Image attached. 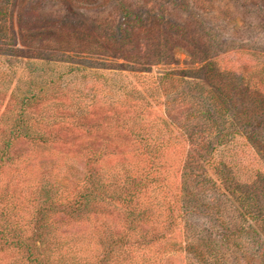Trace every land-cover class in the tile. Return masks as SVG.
<instances>
[{
	"label": "rangeland",
	"instance_id": "rangeland-1",
	"mask_svg": "<svg viewBox=\"0 0 264 264\" xmlns=\"http://www.w3.org/2000/svg\"><path fill=\"white\" fill-rule=\"evenodd\" d=\"M239 76L264 100V0H0V152L46 140L0 170V264H264V102L203 113Z\"/></svg>",
	"mask_w": 264,
	"mask_h": 264
},
{
	"label": "trees",
	"instance_id": "trees-1",
	"mask_svg": "<svg viewBox=\"0 0 264 264\" xmlns=\"http://www.w3.org/2000/svg\"><path fill=\"white\" fill-rule=\"evenodd\" d=\"M130 14L137 16L136 14H134V12L129 13L127 11L124 12L123 16L128 17L127 15H130ZM217 76L220 78V81H221V79L223 77L220 76L218 73H217ZM233 80L234 81H228V83L227 82L224 83V84H226L225 87L219 88L218 92L213 95L211 106L208 104H205L203 106V109H204L203 113L205 115H207L208 119H210L214 122L219 121L220 124L224 125V127L227 128V130L239 128V123H238L237 118L235 116L236 114L233 113V111H232V107H234V106L236 107V105H238L239 103H240L239 105H242V107H243V105H246L248 103L253 104V103H256L257 101L264 102L262 97L259 98L260 96L258 95L259 94L258 91L257 92L254 91L256 89L255 88L257 85L256 83H252L250 80L245 79V77H243V76H239ZM227 90L230 91V94L228 93ZM34 97H35L34 94H32L30 98H34ZM24 99H26V98H24ZM25 106H22V108H24ZM27 131H28V128L24 125V121L21 120V118H18L16 120L14 127H13L14 136L12 137V140H9L8 142H6V144L3 148V151L0 152V170L3 169V167L5 165V161L7 162L10 159L9 149L11 148L13 141L20 139V138L32 140V141H39V142H45L46 141L41 136L30 137ZM245 139H247V138H245ZM256 139L255 138L254 139L248 138V140H250L252 143H255L253 141H255ZM220 140H221V136L219 138H216V139L211 138L210 142L213 143V145H217L220 142ZM236 193L241 198L245 197V195L241 196L240 192H236ZM103 194H104L103 190L99 189V188H97V189L95 188V190H93L90 193L81 194L79 197V200L74 205L73 211L78 212L82 207H84L85 205L88 204V202L91 198L100 197ZM250 199L256 203L255 198H253V197L251 198V196H250ZM240 203H242V202H240ZM48 209L51 210L52 209L51 206H49ZM41 215H42V213H41ZM257 215L258 214H256V215L253 214L251 216V218H252V220H254V223H256V225L260 229V231L262 233H264V216L262 217L263 220L262 219L260 220V218ZM45 228H46V224L44 222L43 215H42V217L38 218L35 222V234H36V237L38 238V240H40L41 242L43 241V238H44L43 230ZM0 233H2V232H0ZM13 244L15 245V247H17L19 249L26 250V252L28 253L30 258H31V256L33 257V254H34L33 248L30 247L29 245L25 244L21 238H16L15 241L13 242ZM31 261H33L34 263H38L39 257H33L31 259Z\"/></svg>",
	"mask_w": 264,
	"mask_h": 264
}]
</instances>
